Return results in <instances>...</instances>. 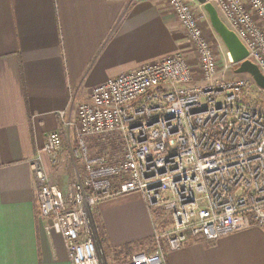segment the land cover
<instances>
[{
	"label": "built area",
	"instance_id": "obj_1",
	"mask_svg": "<svg viewBox=\"0 0 264 264\" xmlns=\"http://www.w3.org/2000/svg\"><path fill=\"white\" fill-rule=\"evenodd\" d=\"M209 1L264 74V0ZM167 3L194 48L195 64L179 51L163 55L94 84L72 116L60 111L74 140L76 173L66 191L49 180L40 160L30 163L38 214L48 233L61 234L72 264H106L94 208L116 194H141L152 220V248L131 252L120 264H167L166 251L188 241H214L252 226L264 230V104L247 101L242 89L264 90L247 73L218 74L214 46H225L213 30V41L204 35L192 0ZM225 54L231 63L226 48ZM194 65L204 86L193 79ZM113 134L123 151L117 158L109 152L107 160L97 149L111 145ZM61 141L52 130L42 149L54 151ZM149 167L166 174L152 187L143 176Z\"/></svg>",
	"mask_w": 264,
	"mask_h": 264
},
{
	"label": "crops",
	"instance_id": "obj_2",
	"mask_svg": "<svg viewBox=\"0 0 264 264\" xmlns=\"http://www.w3.org/2000/svg\"><path fill=\"white\" fill-rule=\"evenodd\" d=\"M176 51L195 60L167 0H0V264H72L61 234L48 233L38 214L30 163L40 160L49 180L65 188L76 168L73 133L61 125L60 111L72 116L94 84ZM195 69L193 77L199 75ZM56 129L61 144L46 152V135ZM94 212L107 264L125 243L112 240L109 228H136L145 241L138 251L152 248V220L139 193L104 198ZM165 258L167 264H264V230L232 231L212 244L191 240Z\"/></svg>",
	"mask_w": 264,
	"mask_h": 264
},
{
	"label": "rangeland",
	"instance_id": "obj_3",
	"mask_svg": "<svg viewBox=\"0 0 264 264\" xmlns=\"http://www.w3.org/2000/svg\"><path fill=\"white\" fill-rule=\"evenodd\" d=\"M206 19H207L206 21H208V17L207 16H206ZM208 24H209V21H208ZM209 26H210V24H209ZM204 35L206 36L205 33H204ZM209 40H210V42L213 41L211 39V37H210ZM214 48L218 51V55H217V72H218V74L219 73H223L224 76L225 77H228V78L229 77H240V74L241 73L235 71V67H236L237 64L236 63H232V62L231 63L228 62L227 56L225 54V48L223 46L221 48H219V50H218V46H214ZM188 59H189L190 62H192V64H194L196 62V56L195 55H194V59L195 60L192 61V60H190V58H188ZM193 79L196 82L199 81L198 83H202L203 86L205 85L203 83L204 82V79L200 75H198L197 77H194ZM242 90H243L244 98L247 101H250L252 103H261L262 101H264V92L258 91L257 89H255L252 86L247 87L246 89H242ZM104 139H101V141L103 142ZM107 140L112 141V144L111 145H108L106 147L104 145L103 146L101 145V147L98 148L97 150L104 149V153H107V160H110L109 159V155H108L109 152L110 153L111 152H114L115 153V158L120 157L121 154H122V151H123V144L119 141V137L117 135L113 134L111 137H107ZM95 147H99V145H96ZM162 171H164V168H152V167H149V168H147L145 170V173H144L143 176L148 181V184H151L150 186L152 187V186H155L157 184V181L158 180L160 181L161 178L166 175V174H161ZM72 178H74V177H72ZM72 180L73 179H71L69 181L71 182ZM70 182L67 183L66 184V187L65 188H62V189L66 191L68 189V187H69ZM56 185H58V184L56 183ZM152 189L153 190H156L157 187L152 188ZM95 216H96V214L94 212V217ZM105 220H106V217H105ZM165 220H166V222L168 221L167 219H165ZM94 222H95L94 230H95V234H96V238H97V242H98V245L97 246L100 248V252L104 255V257L106 259V264H107V262L110 263V256L106 254L105 246L104 245H101V242H100V237L102 235V232L104 233V231L97 224L96 218L94 219ZM139 229L141 230V224L139 225ZM108 230H109V232L111 234L112 240H119V237H122V239L125 240V243H123L122 246L119 247L121 249V251H122L121 252L122 254L126 253L128 250L129 251L130 250H134L133 252L138 251L140 249L141 244L143 242H145L144 239L142 237H140V235L137 234L136 228L135 229H132V230H126L124 233H120L116 229H110L109 228ZM242 230H244V229H242ZM102 237L104 238L103 235H102ZM103 243L106 244L105 241ZM151 246H152V240H151ZM119 248H117V249H119ZM107 259H108V261H107ZM114 261H115V259H113V262L112 263H114Z\"/></svg>",
	"mask_w": 264,
	"mask_h": 264
},
{
	"label": "water",
	"instance_id": "obj_4",
	"mask_svg": "<svg viewBox=\"0 0 264 264\" xmlns=\"http://www.w3.org/2000/svg\"><path fill=\"white\" fill-rule=\"evenodd\" d=\"M199 3L206 12L209 24L215 33L219 36L227 52L229 53L232 63H236L235 71L240 73H247L254 84L264 90V74L259 68L250 61L247 55V49L238 38L236 33L227 26V24L220 17L216 7L209 0H195Z\"/></svg>",
	"mask_w": 264,
	"mask_h": 264
},
{
	"label": "trees",
	"instance_id": "obj_5",
	"mask_svg": "<svg viewBox=\"0 0 264 264\" xmlns=\"http://www.w3.org/2000/svg\"><path fill=\"white\" fill-rule=\"evenodd\" d=\"M20 71H21V68H20ZM261 103H263L264 104V101H262ZM103 237H100V242H101V244L103 243ZM213 243V241H208V244H212ZM129 251V250H128ZM127 251V252H128ZM122 251H121V249L119 248V249H114L113 250V253H112V255H113V259H115V261H114V263H112V264H120L122 261H124L128 256H127V252L126 253H124V254H122L121 253Z\"/></svg>",
	"mask_w": 264,
	"mask_h": 264
}]
</instances>
